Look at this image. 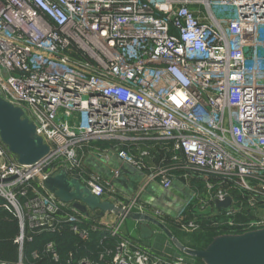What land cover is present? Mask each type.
<instances>
[{
	"label": "built area",
	"instance_id": "obj_1",
	"mask_svg": "<svg viewBox=\"0 0 264 264\" xmlns=\"http://www.w3.org/2000/svg\"><path fill=\"white\" fill-rule=\"evenodd\" d=\"M0 99L49 148L24 166L0 140V210L19 227L18 260L0 264H30L25 236L43 232L83 245L62 258L49 242L33 264H192L119 234L142 195L176 182L216 188L215 209L236 200L256 214L245 231L264 229V0H0ZM60 171L114 210L60 200L44 186ZM128 176L130 194L113 184Z\"/></svg>",
	"mask_w": 264,
	"mask_h": 264
},
{
	"label": "rangeland",
	"instance_id": "obj_2",
	"mask_svg": "<svg viewBox=\"0 0 264 264\" xmlns=\"http://www.w3.org/2000/svg\"><path fill=\"white\" fill-rule=\"evenodd\" d=\"M151 164H154L153 161H151ZM186 187L179 182L174 183L166 193L167 195H169L170 192L175 194V199L171 201L166 200L164 197H155L153 200H148L152 205L147 203L137 204V208L134 209L132 213H141L144 217L154 221L140 220L150 229H146L145 232L143 231L145 234L143 238L138 234L140 231H129L130 226L127 224L129 223L128 220L130 217L123 220L119 234H127L129 237H134V240L136 239L135 241L145 250L150 248V251L155 250L158 253L170 255L171 257H183L192 264H209L205 259L190 256L187 253L188 250L207 251L224 237L244 235L241 233L248 231H245L248 221H252L256 218V214L249 213L250 207L247 209L248 214L245 212L241 213L240 211L243 207L239 206L236 200L232 205L230 213L215 209L210 200L212 192L216 190V188L210 189L209 192V189L203 182L188 181ZM130 189L131 188H129V190ZM189 190L193 193L191 201L184 208L180 216L171 217L175 216V214L182 209L184 206V197L186 193L190 192ZM120 197L122 198L123 196L121 195ZM243 201L249 202L247 199ZM96 220L99 221V226L101 228H103L102 226H108L107 219L97 217ZM241 226H244L243 229ZM247 233H250V231ZM29 238H31V240H28ZM49 242L54 243L55 250L59 255L62 250L66 253L72 247L78 248L83 245L80 239H74L72 236H58L51 233L49 234L48 232L32 234L29 237L26 235L23 250L26 262L33 264L29 255V250L31 252H45V245ZM81 250L82 249L77 251L78 256L84 255L85 252ZM42 259L43 261L39 264H50L46 258Z\"/></svg>",
	"mask_w": 264,
	"mask_h": 264
},
{
	"label": "water",
	"instance_id": "obj_3",
	"mask_svg": "<svg viewBox=\"0 0 264 264\" xmlns=\"http://www.w3.org/2000/svg\"><path fill=\"white\" fill-rule=\"evenodd\" d=\"M22 115L19 108L0 99V140L17 157L20 165L33 166L47 157L49 148L36 135L33 124L22 119ZM112 163L116 164L115 158H112ZM109 166L113 165L109 163ZM122 169L127 173H134L127 164H123ZM103 178L109 180L106 176ZM120 183L121 178L113 180V184L118 189H121ZM44 186L60 200L71 203L82 213L89 209L98 211L102 215L114 210L112 204L101 202L77 179H69L64 171L47 177L44 180ZM169 194L172 196L171 192ZM215 205L217 208H226L230 205V199L227 198L223 202L217 201ZM130 218L136 221L154 222L139 214H133ZM187 253L190 256L205 259L209 264H264V229L237 237H224L207 251L188 250Z\"/></svg>",
	"mask_w": 264,
	"mask_h": 264
},
{
	"label": "trees",
	"instance_id": "obj_4",
	"mask_svg": "<svg viewBox=\"0 0 264 264\" xmlns=\"http://www.w3.org/2000/svg\"><path fill=\"white\" fill-rule=\"evenodd\" d=\"M16 224L17 220L14 215L8 213L7 210H0V260L10 262L15 259L16 245L14 244V238L17 234ZM29 252L31 251L29 250ZM64 254V250L60 251L62 258H64Z\"/></svg>",
	"mask_w": 264,
	"mask_h": 264
},
{
	"label": "crops",
	"instance_id": "obj_5",
	"mask_svg": "<svg viewBox=\"0 0 264 264\" xmlns=\"http://www.w3.org/2000/svg\"><path fill=\"white\" fill-rule=\"evenodd\" d=\"M88 168L90 169V170H93V171H100V172H102L103 171V167H104V165L101 163V161L99 160V159H97V158H93V159H91L88 163ZM135 179H134V177H130V176H128V177H123V178H121V183H120V188H121V190L123 191V190H127V188H130V186L132 185V182L134 181ZM123 187V188H122ZM173 194V193H172ZM174 196H175V194H173ZM174 196H172V197H174ZM7 212L8 213H10V214H12L13 215V213L12 212H10V211H8L7 210ZM16 219V218H15ZM17 220V219H16ZM129 223L127 224L128 226H130V229H129V231H131V232H134V231H140V232H138V234L143 238L144 236L143 235H145L144 234V232L146 231V229L147 230H150L149 229V227L145 224V223H143L142 221H136V220H134V219H132V218H130L129 220ZM16 227H17V234L15 235V238H16V236L18 235V233H19V227H18V221H17V224H16ZM133 230H132V229ZM144 231V232H143ZM130 232V233H131ZM125 233H127V232H125ZM130 233H128V234H130ZM141 233V234H140ZM127 235V234H126ZM131 235H132V233H131ZM127 236H129V235H127ZM131 238H133L134 239V237H132V236H130ZM136 240V239H135ZM140 243V242H139ZM142 243V242H141ZM140 243V244H141ZM143 244V243H142ZM146 247V246H145ZM150 249V248H149ZM152 250V249H151ZM153 252H156L155 250H152ZM16 253H15V259L14 260H12V261H10V262H16L17 260H18V258H19V250H18V247L16 246V251H15Z\"/></svg>",
	"mask_w": 264,
	"mask_h": 264
},
{
	"label": "bare ground",
	"instance_id": "obj_6",
	"mask_svg": "<svg viewBox=\"0 0 264 264\" xmlns=\"http://www.w3.org/2000/svg\"><path fill=\"white\" fill-rule=\"evenodd\" d=\"M130 188H131L130 190H129V188H127V190H124L123 192L127 193V194H130L134 190L133 186H130ZM167 192L163 191L162 189L158 188L157 186H152L144 195H142L141 199L143 201H145L146 203H148V204H151L150 202H148V200H153L155 197H162V198L164 197L166 200H169V201H171L172 199H175V196L172 197L173 194H172V196L170 194L167 195L166 194ZM190 196H191V192L186 193V196L184 197V201H183L184 202V206L189 201V197ZM184 206L182 207V209L184 208ZM182 209L178 213H176L175 216H171V217H177V215L182 211ZM159 212H161V211H159ZM161 213H163V212H161Z\"/></svg>",
	"mask_w": 264,
	"mask_h": 264
}]
</instances>
